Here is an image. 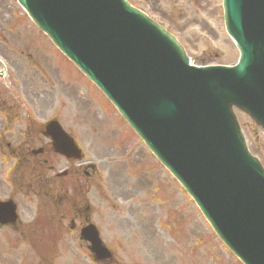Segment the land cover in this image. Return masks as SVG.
Segmentation results:
<instances>
[{
  "label": "water",
  "instance_id": "water-1",
  "mask_svg": "<svg viewBox=\"0 0 264 264\" xmlns=\"http://www.w3.org/2000/svg\"><path fill=\"white\" fill-rule=\"evenodd\" d=\"M187 187L246 264H264V176L232 108L264 128V0H224L240 59L188 67L182 49L122 0H19Z\"/></svg>",
  "mask_w": 264,
  "mask_h": 264
},
{
  "label": "rangeland",
  "instance_id": "rangeland-1",
  "mask_svg": "<svg viewBox=\"0 0 264 264\" xmlns=\"http://www.w3.org/2000/svg\"><path fill=\"white\" fill-rule=\"evenodd\" d=\"M132 1L137 3L141 10L156 20L162 21L165 26L176 33L186 48L192 64H233L236 61L237 54L223 31L220 0ZM22 17V12L16 7L14 0H4L3 2L0 0V36H4L5 44L8 47L15 48L10 72L16 81L13 82L15 90L21 97L19 109L16 104L10 102L7 95H2L3 98H6L4 99L7 105L14 106L19 111V124L12 129V136L7 137L8 141L11 143L16 141V132H20L21 128H24V125L29 121L41 122V120L54 115H62L63 120H61L64 128L75 132L77 138L81 140L87 153L86 160L102 167L104 155L109 158L113 173L111 182L122 188V184L127 179L124 172L131 174L135 169L133 166L124 168L126 163L118 162V158H122L124 155L125 148L112 150V146L105 141L106 137L110 135V133H106V130L111 132L116 130L110 125L107 127L106 123L103 124L98 120V111L94 109L96 111L94 112L93 109L87 107L84 101L87 98L79 91L83 94L85 92L78 89L79 86L73 84L75 82H72L73 88L79 91L75 94L69 93L67 81L76 77L75 69H72L67 61H61L59 55L50 51L46 43L40 46L34 37L35 32L32 33V28L26 26L27 20L21 19ZM14 23L18 24V27ZM6 28H9L10 31L5 30ZM25 39H27L26 43ZM28 41L35 48L29 45ZM25 44L26 46H24ZM4 47L2 38H0V48L4 49ZM39 47L45 51V54L41 55L42 58L38 53ZM83 87L88 89L86 86ZM2 97H0V102ZM28 97L32 101L35 100L33 105H27L24 101L25 98L30 102ZM99 110L102 113L107 112L100 107ZM27 112L30 114L29 118L26 117ZM237 117L250 151L259 158L264 166V136L246 116L237 114ZM0 125L1 129L5 127L4 123H0ZM15 127H19V130H16ZM130 143L134 144V141L131 140ZM128 162L131 165L138 164L137 159L133 157ZM102 170L106 171V168ZM146 177L148 180L150 179V177ZM152 180L153 184L150 186L148 183H144L142 192L145 196H141V192H134L146 200V211L141 212L138 206L130 203L134 209V221H142L148 225L143 226L146 237L145 246L142 251L139 246H122L123 252L118 250L119 254L123 253L124 255L121 264H133V256H139L141 259L145 254L152 256L147 261H154L157 256L158 264H186L188 256H192V262L188 261L189 264H237L234 260H230L231 258L224 253L225 251L223 252L217 247L215 241H212L215 239L213 236L212 239L209 238L210 232L206 224L199 218L197 211L187 204L180 194L179 187L173 184L169 177L160 172V174H156V178L152 177ZM128 187L131 190H137V187ZM93 206L96 208L94 223L101 229L102 234L104 232L105 240L110 241L115 235L112 226L105 217L112 212L111 204L107 201L102 202L99 197ZM170 214L173 215V218L169 217ZM132 248L136 249L132 250Z\"/></svg>",
  "mask_w": 264,
  "mask_h": 264
},
{
  "label": "flooded vegetation",
  "instance_id": "flooded-vegetation-1",
  "mask_svg": "<svg viewBox=\"0 0 264 264\" xmlns=\"http://www.w3.org/2000/svg\"><path fill=\"white\" fill-rule=\"evenodd\" d=\"M33 142L32 137L30 138V134H26L25 139L21 142H16V147H17V153H15L13 150V154L15 156V158L20 161L22 163V166L24 167V171L30 170L32 172L31 176L22 174L19 178H17L16 181L17 183H19L20 185H25L26 186V190L22 191L23 195L26 196V212H27V224L32 225L33 224V200L28 198L27 196L29 194L32 195V197H34L35 191H34V161H31L28 158V150L29 147L31 146ZM7 148H9V145L6 144ZM52 169V168H50ZM66 169L69 170L68 166L66 167ZM78 169V168H75ZM68 173V172H67ZM68 179L70 181V183L76 187V186H80V181H81V175L79 174V171L77 170V172L75 174L71 173L70 170V176H68ZM41 181V187L43 189H46L47 187V192L44 195V197L46 198V203L43 205V207L47 206V205H52L53 207H55L56 209H60V219L61 221H67V224L70 226L71 229L75 228V223L77 220H80L81 215H80V198L79 197H69L67 195V192L65 191V188L68 186L66 183H64L62 185V189L61 191L59 190L58 192H56L55 190H52V183L50 179H44V180H40ZM2 182V181H1ZM13 182V180L11 181V183ZM7 187H10V184L8 182H5ZM0 192H1V188H0ZM17 193H13V196L11 198H13ZM88 221V220H87ZM11 226H20L19 225V221L17 219V221L15 223L10 224ZM56 230H58V228H56ZM77 241V239L75 238H71L65 241V246L67 247V251L70 253L68 258H69V264H79L80 260H77V258L80 259V256L82 255H78L77 252L73 249L74 243ZM81 241V239H80ZM82 242V241H81ZM52 247L54 248V245H52ZM87 251H90L89 245L87 244L86 246ZM37 250V249H36ZM88 251V255H85V258H91L94 261L96 259V256L94 254H90ZM37 259L35 260V262L37 264H53V260L51 258L50 255L48 254H41V253H37L36 254ZM30 264H35L34 262L30 263Z\"/></svg>",
  "mask_w": 264,
  "mask_h": 264
}]
</instances>
